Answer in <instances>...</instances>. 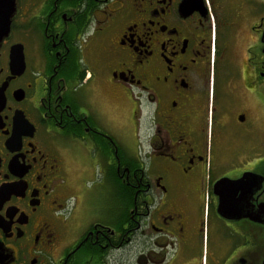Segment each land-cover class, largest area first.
Masks as SVG:
<instances>
[{"label": "flooded vegetation", "instance_id": "flooded-vegetation-1", "mask_svg": "<svg viewBox=\"0 0 264 264\" xmlns=\"http://www.w3.org/2000/svg\"><path fill=\"white\" fill-rule=\"evenodd\" d=\"M224 134L264 148V0H0V264H264Z\"/></svg>", "mask_w": 264, "mask_h": 264}, {"label": "rangeland", "instance_id": "rangeland-1", "mask_svg": "<svg viewBox=\"0 0 264 264\" xmlns=\"http://www.w3.org/2000/svg\"><path fill=\"white\" fill-rule=\"evenodd\" d=\"M229 40L228 35L225 36L224 38V43H227ZM219 138H225V144L228 151L232 150V161L233 163L231 164L232 166L235 164H239L240 161L244 160V158L240 157L237 153H236V147H240L241 145L243 146H248L250 151H251V155H252V159L256 160L257 158L260 157H264V148H263V137L262 136H258L255 134H250L245 136L244 138L238 137V136H233L230 134H224L222 136H218ZM215 135L212 136V133L210 132V144L212 145L214 143L215 140ZM216 147V146H215ZM231 151V152H232Z\"/></svg>", "mask_w": 264, "mask_h": 264}]
</instances>
